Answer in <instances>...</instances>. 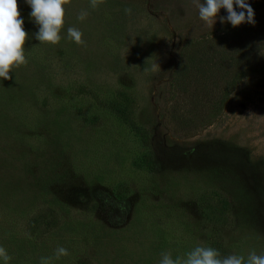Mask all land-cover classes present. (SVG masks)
<instances>
[{
	"label": "rangeland",
	"instance_id": "374dc122",
	"mask_svg": "<svg viewBox=\"0 0 264 264\" xmlns=\"http://www.w3.org/2000/svg\"><path fill=\"white\" fill-rule=\"evenodd\" d=\"M246 3L264 26V0ZM65 9L62 39L40 43L31 7L18 0L28 63L0 78L9 264H159L162 252L220 251L217 235L230 254H264V47L221 114L190 129L177 121L187 113L172 98L171 73L186 42L232 26L220 20L226 9L212 26L193 0H104L95 9L70 0ZM70 26L84 45L67 38ZM61 246L69 255L56 259Z\"/></svg>",
	"mask_w": 264,
	"mask_h": 264
},
{
	"label": "trees",
	"instance_id": "16d2710c",
	"mask_svg": "<svg viewBox=\"0 0 264 264\" xmlns=\"http://www.w3.org/2000/svg\"><path fill=\"white\" fill-rule=\"evenodd\" d=\"M263 47L264 26L251 23L229 26L209 38L186 42L170 79L172 98L187 113L179 116L177 121L190 129L211 124L221 114L231 94L256 71L257 52ZM204 198L205 194L199 197L201 212L207 208ZM217 239L221 241L222 238L217 235L213 242L221 247V257L229 255L230 251Z\"/></svg>",
	"mask_w": 264,
	"mask_h": 264
},
{
	"label": "clouds",
	"instance_id": "9594fccd",
	"mask_svg": "<svg viewBox=\"0 0 264 264\" xmlns=\"http://www.w3.org/2000/svg\"><path fill=\"white\" fill-rule=\"evenodd\" d=\"M31 7L30 17L39 26L35 38L40 43L57 44L62 39L60 33L64 25L65 5L70 0H25ZM104 0H90L91 8L95 9ZM199 18L206 24L213 25L221 8L226 9L227 16H221V22H230L233 27L242 23L255 24L254 9L246 0H193ZM234 5L238 6L239 11ZM126 14H131L130 8H125ZM88 11L81 10L77 19L83 21ZM24 20L18 10V0H0V78L12 79L9 75L14 68L27 65L25 56V42L28 33L24 30ZM83 33L80 29L70 26L67 29V38L78 45H84ZM155 70L156 65L152 66ZM64 247H58L55 258L68 256ZM12 257L3 246H0V261L9 264ZM51 257H41L40 264H51ZM159 264H264V254H257L255 250L249 252L247 257L229 254L221 257L220 252L211 246L197 245L184 256L173 258L171 252H162Z\"/></svg>",
	"mask_w": 264,
	"mask_h": 264
}]
</instances>
